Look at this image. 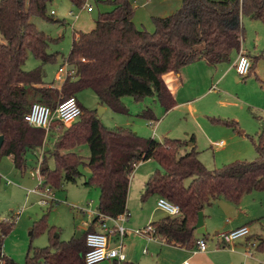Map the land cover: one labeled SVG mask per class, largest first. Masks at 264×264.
Listing matches in <instances>:
<instances>
[{
	"label": "trees",
	"instance_id": "1",
	"mask_svg": "<svg viewBox=\"0 0 264 264\" xmlns=\"http://www.w3.org/2000/svg\"><path fill=\"white\" fill-rule=\"evenodd\" d=\"M69 1L78 8L85 4V0ZM180 1L182 6L174 14L153 17L155 32L149 33L139 30L134 23V0H115L114 10L102 14L94 30L77 33L78 38L73 40L71 53L65 59L72 73L56 88L46 83L44 71L46 65L57 62L58 56L48 52L53 40L32 22V18L40 16L61 23L47 17V7L53 0H0V137L4 138L0 159L11 157L15 167L24 172L28 153L44 145L47 132L25 121L35 103L56 108L90 89L101 106L116 113L128 112L120 103L126 96L156 95L166 112L170 111L177 101L164 81L165 75L177 74L199 60L213 66L229 62L245 40L241 16L264 23V0ZM29 54L42 64L31 72L24 70ZM260 58L252 59L257 63ZM81 108L83 115L77 123L59 128L60 136L51 153L54 170L49 167L47 154L43 156L40 167L43 186L53 190L63 180L76 182L80 166L85 165L91 171L86 184H95L101 190L98 212L117 218L128 213L130 182L136 167L154 160L159 168L145 184L142 201L156 196L180 208L179 216H167L150 224L155 236L170 246L195 248L198 214L217 199L239 205L244 195L264 191L263 139L256 146L255 161L234 162L209 170L199 159L196 148H187V141L166 138L159 142L144 139L128 129L110 130L101 123L96 111ZM143 117L155 118L151 110L144 111ZM216 122L240 132L235 121ZM84 144L90 150L87 163L77 153ZM4 222L0 221V264H19L3 252L5 239L15 226L14 222ZM97 223L95 218L80 238L69 241L54 237L55 229L42 223L32 237L49 231L50 246L31 249L25 264H86V238L95 232L93 227ZM207 236L203 238L206 240ZM256 241V250L264 254V237Z\"/></svg>",
	"mask_w": 264,
	"mask_h": 264
},
{
	"label": "rangeland",
	"instance_id": "2",
	"mask_svg": "<svg viewBox=\"0 0 264 264\" xmlns=\"http://www.w3.org/2000/svg\"><path fill=\"white\" fill-rule=\"evenodd\" d=\"M114 1L85 0L84 5L93 8V12H88L83 7L73 6L69 0H53L47 7V17L61 23H53L40 16L32 18L37 29L53 40L48 52L58 56L56 63L44 67L45 81L49 86L60 88L67 75L72 73L70 66L64 67L62 74L59 69L65 65V59H68L71 53L73 36L78 32L88 33L94 30L99 17L114 10ZM133 4L136 27L149 33L155 32L153 17L170 16L182 6L180 0H134ZM240 21L245 32V40L239 52L249 54L254 69L245 79L239 78L237 81L238 75L234 65L238 61L239 52L236 51L231 55L229 62L217 66H212L205 60L186 66L189 68V80L185 77L183 83L188 86L199 85L198 90L190 88L185 90L188 99L201 97L195 101V113L191 112L187 105L178 104V107L166 112L156 95L144 98L123 97L120 103L127 109L126 114L116 113L108 106H101L98 97L90 89L81 91L76 98L87 111H96L101 123L110 130L128 129L144 139L159 142L167 138L189 143L194 137L199 157L209 170L221 169L234 162H253L258 158L256 146L262 139L264 141V23L245 16H241ZM1 39L0 35V41ZM256 57H261L257 63L253 60ZM41 66V62L29 54L24 70L31 72ZM226 71L227 78L221 82L219 78ZM102 107L105 110L100 113ZM146 110H151L155 116L154 120L143 117ZM218 120L237 122L240 132L217 123ZM59 128L54 125L47 132L44 145L28 153L24 172L15 167L11 157L0 159V221L15 224L13 231L5 239L3 250L5 255L19 264H25L31 249L50 246L49 231L35 233L32 237L37 226L45 223L50 229L54 228V237L58 236L61 241L78 239V235L84 233L80 229L83 223L92 213L98 211L101 190L95 184H86L90 181L91 171L85 165L80 166V176L76 182L67 183L63 180L59 188L54 187L52 191L55 202L52 207L42 206L41 198L30 193L38 189L36 168L45 153L48 156L49 167L52 170L56 168L51 153L60 136ZM221 140H224L223 146L217 144L223 142ZM77 153L85 163L88 162L90 150L87 144L79 147ZM158 168L157 162L145 161L136 167L131 177L133 196L130 200L133 208L131 224L143 222V213H140V210L145 205L149 211L157 209L159 198L153 196L143 202L142 194L150 175ZM149 172L152 174L147 176ZM142 173H145V177L140 176ZM203 213L204 227L208 234L206 238L208 253L198 257L201 264H257L254 259L263 257L256 250L257 246L254 249L250 244L257 245L256 239L264 237V191L244 195L239 205L223 198L217 199L212 206L206 207ZM161 214L164 212L159 210L158 219ZM243 224H248L246 226L252 232L248 238L238 241L245 242L246 247H236L235 251L230 248H217V234L243 227ZM197 235L200 238L204 237L198 233ZM127 238L124 241V251L128 247ZM152 243L147 250L149 252V255H146L148 260L145 259L147 264H183L184 260L177 259L181 254L165 251L169 246L165 245L162 239L158 238ZM210 250L218 252L213 253ZM260 261L263 262V259Z\"/></svg>",
	"mask_w": 264,
	"mask_h": 264
},
{
	"label": "built area",
	"instance_id": "3",
	"mask_svg": "<svg viewBox=\"0 0 264 264\" xmlns=\"http://www.w3.org/2000/svg\"><path fill=\"white\" fill-rule=\"evenodd\" d=\"M83 9L87 10L88 12H93L92 6H88L87 4L83 6ZM52 14H54V12ZM67 66H69V64L67 61H65V65L59 69V72L63 73L64 67ZM234 68L236 69L238 77L245 79L251 73L252 62L245 54L239 52V58L235 63ZM82 115L83 110L78 99L76 97H71L62 103H59L56 108H51L40 103L33 104L30 111L25 116V121L33 128L42 129L46 132H49L54 125H57V127H69L77 123L81 119ZM42 160L43 158L41 157L36 168V174L39 179L38 189L30 191V193L38 195L41 198L40 204L42 206L49 207L55 202L54 193L49 187L43 186V180L40 175ZM157 208L166 213L167 216L176 217L181 214V210L178 206L170 203L164 198L158 199ZM90 216L98 218L101 231L92 232L87 235L86 244L88 251L85 254V263L101 264L104 262H116L117 264H120L125 262L126 254L124 251V240L128 235L127 224L130 221L129 213L125 212L121 216L113 218L102 215L97 211V213H92ZM154 232V228L150 225L144 229L134 231L136 235L147 237L150 240L157 238ZM250 235L251 233L248 226H243L226 233H219L216 235L217 248H230L233 250L232 245L235 242L246 239ZM256 246L257 245L254 243L250 244L251 248ZM207 251V241L204 238L198 239L196 241L194 252L206 253ZM249 255L251 257L253 256L250 252ZM183 264L189 263L185 261ZM260 264H264V261L260 262Z\"/></svg>",
	"mask_w": 264,
	"mask_h": 264
},
{
	"label": "crops",
	"instance_id": "4",
	"mask_svg": "<svg viewBox=\"0 0 264 264\" xmlns=\"http://www.w3.org/2000/svg\"><path fill=\"white\" fill-rule=\"evenodd\" d=\"M77 38H78V34H75L73 36V40L74 39H77ZM246 54H247L246 56L248 57L249 54L248 53H246ZM248 58L251 60V57L250 56ZM225 73H227V71L226 72H223L221 74L220 78H219V80L221 82L225 78H227V77H225ZM188 75H189V68L185 67V68H183L177 74H175V73H169V74L165 75L164 76V81H165L167 87L169 88V90L174 95V97H175V99L177 101L178 106H185V105H187L188 108L190 109V111L195 113V111H196V109H194V105L196 104L195 101H197L201 97L199 96V97L195 98L194 100L188 99V98H186L187 95L185 93V90H186V88L188 90H189V88L192 89V90H198L199 89V85H198V87H197V85H192V84L188 86V84L183 83V79H185V77L188 78L189 77ZM228 75H229V73L226 76H228ZM188 80H189V78H188ZM188 80H187V82H188ZM236 80L239 81V77L236 78ZM192 139H193V141H192ZM221 141H223V142H217V144L220 143V146H223L224 140H221ZM192 147H195L196 150H197V143H196V139L194 137L191 138L190 142L187 144V148L188 149H191ZM181 152L184 153L185 150H182ZM199 155H200V153H199ZM199 159H200V157H199ZM151 161H154V160H151ZM150 174H152V173L149 172V174H147V176H149ZM140 176L141 177H145V173H142ZM131 199H133V196H132V189H131V186H130V192H129V195H128V202H127L128 213L130 215V221L127 224V228H128V235H127V237L128 238L126 237L128 239V247H126L127 250L125 251L126 252L125 253L126 254V261L125 262H122L120 264H147V261H145V259L148 260V257H146V255H149V252L147 251L148 250V246H150V245L152 246V244H153L152 241H157V239L159 237H157L154 240H150L147 237H143V236L136 235L134 233V231L135 230L144 229L145 227H147L151 223L157 222V221L161 220L162 218L167 217V214H165V213L164 214H161L159 216L160 218L158 219L157 217H158V211H159V209L157 208V209H154L152 211H149V210H147L148 207L145 205L140 210V213H143V215H142L143 222L142 223H132L131 224V218H132L131 212L133 213V208L131 207V204H130V200ZM94 219H95V217L94 216H91L86 222L83 223V226L80 229H82L83 232L85 233L92 226V223H93ZM109 225H110V223H109ZM244 225L246 226L248 224H243L242 226H244ZM93 228H94V231L95 232L96 231H101V227H100V224L99 223L95 224ZM237 228H239V227H237ZM237 228H235V229H237ZM204 229H205V227H204ZM205 232H206V229H205ZM250 233H252V232L250 231ZM253 234L256 235V233H253ZM195 236H196V238L200 239V237H197L198 236L197 235V232H196V235ZM160 239H162V238H160ZM164 244L167 245V246H169L165 251H167V252L173 251V252H178V254H181V255H179V257L177 259L179 261L184 260L182 263H184L185 261H187L189 264H201L200 263V260L198 259V257L199 256H202V255L205 256V254L208 253V251L206 253H199V252L198 253H195L194 252V249L195 248H193V249L192 248L191 249H185V248H179V247H175V246H170V245H168L166 243H164ZM245 245H246L245 242H238L237 241V242H235V244L232 245V249L235 251L236 250V247L243 248V246H245ZM233 246H234V248H233ZM145 251H146V253H145ZM234 251H233V253H234ZM3 252H4V250H3ZM210 252L215 253V252H218V250H216V251H211L210 250ZM260 255L263 256L260 259H257V258L254 259L253 258L257 262V264H260V262H262V261H260L261 259H263V261H264V254L263 253H260ZM108 263H110V264H117L116 262H113V263L112 262H108Z\"/></svg>",
	"mask_w": 264,
	"mask_h": 264
},
{
	"label": "water",
	"instance_id": "5",
	"mask_svg": "<svg viewBox=\"0 0 264 264\" xmlns=\"http://www.w3.org/2000/svg\"><path fill=\"white\" fill-rule=\"evenodd\" d=\"M104 108L102 107L100 109V113H103L104 112ZM3 141H4V138L3 137H0V149L2 148V145H3ZM195 230L198 234L202 235V236H205L206 235V232H205V229H204V213L203 212H200L198 214V223L195 227ZM80 234L78 235V238H80Z\"/></svg>",
	"mask_w": 264,
	"mask_h": 264
}]
</instances>
